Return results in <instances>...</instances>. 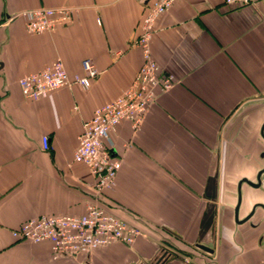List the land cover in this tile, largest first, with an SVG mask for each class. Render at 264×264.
<instances>
[{
	"label": "crops",
	"instance_id": "0c3cea01",
	"mask_svg": "<svg viewBox=\"0 0 264 264\" xmlns=\"http://www.w3.org/2000/svg\"><path fill=\"white\" fill-rule=\"evenodd\" d=\"M153 0H0V264H260L259 245L229 213L244 186L241 218L264 215V4L178 0L160 18L151 48L174 86L134 129L122 122L112 154L122 160L103 205L140 228L133 245L112 243L89 257L55 259L49 243L12 232L42 215L81 216L96 200L94 177L75 161L83 124L130 87L143 64L136 47ZM74 9L52 33L29 34L22 11ZM98 76L88 89L62 88L28 100L18 80L60 60ZM259 104V105H258ZM48 136L50 150L43 149ZM216 248L218 263L198 246ZM263 263V262H262Z\"/></svg>",
	"mask_w": 264,
	"mask_h": 264
},
{
	"label": "built area",
	"instance_id": "2783aa9c",
	"mask_svg": "<svg viewBox=\"0 0 264 264\" xmlns=\"http://www.w3.org/2000/svg\"><path fill=\"white\" fill-rule=\"evenodd\" d=\"M178 0H153L141 24V34L136 47L143 53V64L130 87L112 102L95 110L93 117L84 122L75 151V161L90 170L97 191L96 200L87 205L81 216L42 215L24 222L12 232L18 241L49 243L55 259L89 257L94 251L115 242L133 245L143 231L116 216L104 205L100 197L116 187L122 160L112 154V134L124 121L138 129L160 94L168 92L175 84L173 75H161L154 58L151 41L158 32L160 18L167 15ZM264 0H225L229 7H247ZM74 9L69 7H41L22 11L29 34L54 32L59 26L73 21ZM84 75L70 76L58 60L43 70L28 74L18 80L22 94L28 100H40L62 88L80 85L88 89L98 70L91 60L82 63ZM43 149L50 150L49 137H43Z\"/></svg>",
	"mask_w": 264,
	"mask_h": 264
},
{
	"label": "flooded vegetation",
	"instance_id": "af4514ba",
	"mask_svg": "<svg viewBox=\"0 0 264 264\" xmlns=\"http://www.w3.org/2000/svg\"><path fill=\"white\" fill-rule=\"evenodd\" d=\"M260 131H261L262 140L264 141V121H263V124L261 125ZM259 156H260V159L264 161V150H262L259 153ZM256 176H257L256 178L258 180V186H259V182H260L259 179L261 180L264 178V164L263 166L259 167V169L257 170ZM244 186H249V187L256 189L255 185L251 184L249 181H246V179H242L241 183L239 184V188L241 189V191H239L238 193V199L236 200V203L230 207L229 213L230 215H232L231 220L233 222H235V220L237 219V226H244L246 224L248 225V230L246 232L248 240L251 241V243L257 244L260 246L259 253L262 254V258H263V261H262L263 263L260 262V264H264V215L261 216L256 210L252 208L246 217L241 218V211L245 203V200H244L245 192L243 190ZM253 225H256V227H252ZM211 249H213V252L210 254L214 258V260L217 261L218 256H217L216 248L214 247Z\"/></svg>",
	"mask_w": 264,
	"mask_h": 264
},
{
	"label": "water",
	"instance_id": "95a60500",
	"mask_svg": "<svg viewBox=\"0 0 264 264\" xmlns=\"http://www.w3.org/2000/svg\"><path fill=\"white\" fill-rule=\"evenodd\" d=\"M261 104L262 103H264V101H262V102H260ZM259 105V104H258ZM252 227H256V225H253ZM198 248H200L201 250H204V251H206V252H209V253H212L213 252V249H211V248H208V247H206V246H198Z\"/></svg>",
	"mask_w": 264,
	"mask_h": 264
}]
</instances>
